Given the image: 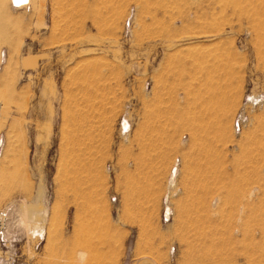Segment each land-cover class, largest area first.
<instances>
[{
    "label": "rangeland",
    "instance_id": "1",
    "mask_svg": "<svg viewBox=\"0 0 264 264\" xmlns=\"http://www.w3.org/2000/svg\"><path fill=\"white\" fill-rule=\"evenodd\" d=\"M0 55V264L264 262V0H3Z\"/></svg>",
    "mask_w": 264,
    "mask_h": 264
},
{
    "label": "bare ground",
    "instance_id": "2",
    "mask_svg": "<svg viewBox=\"0 0 264 264\" xmlns=\"http://www.w3.org/2000/svg\"><path fill=\"white\" fill-rule=\"evenodd\" d=\"M2 1L3 0H0V6H1V4H2ZM11 2H12V4H13V6H22V5H24V4H26L27 2H28V0H10ZM6 2V1H5ZM6 6V5H5ZM0 57H1V55H0ZM1 106V105H0ZM1 138H0V146H1ZM175 175H176V168L174 167V168H171L170 169V172H169V182H170V184L171 185H173V182H174V177H175ZM214 200V199H213ZM216 200V199H215ZM215 200H214V202H213V204L215 203ZM163 211H164V216L165 217H167L168 216V214H169V207L168 206H166L164 209H163ZM75 256L77 257V259H76V262H75V264H79V263H81V261H82V259H83V256H84V253H83V251L81 252L80 250H79V252H77V253H75ZM193 264V263H192ZM195 264H202V262H198V263H196L195 262ZM205 264V263H204ZM210 264V263H209ZM258 264V263H257ZM259 264H264V262H260Z\"/></svg>",
    "mask_w": 264,
    "mask_h": 264
}]
</instances>
